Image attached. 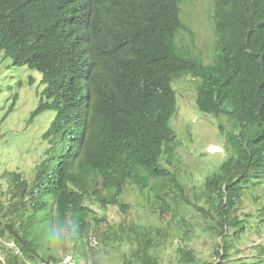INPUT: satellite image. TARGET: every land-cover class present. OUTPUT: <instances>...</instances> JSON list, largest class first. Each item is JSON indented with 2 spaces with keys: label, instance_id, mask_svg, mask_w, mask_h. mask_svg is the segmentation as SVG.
<instances>
[{
  "label": "trees",
  "instance_id": "obj_1",
  "mask_svg": "<svg viewBox=\"0 0 264 264\" xmlns=\"http://www.w3.org/2000/svg\"><path fill=\"white\" fill-rule=\"evenodd\" d=\"M209 1L215 48L206 64L177 42L186 30L183 0H0V63L11 59L42 75L46 101L33 118L56 112L34 179L13 175L9 201L0 196V237L13 243L0 244V264L86 258L85 241L102 221L94 207L127 213L130 188L158 222L171 216L177 226L109 228V241L135 246L123 264H163L169 236L188 243L198 228L222 240L218 264L264 263V245L240 256L249 220L237 216L247 190L264 179V0ZM185 76L199 82L202 112L233 121L226 136L230 156L191 189L162 164L175 158L174 84ZM189 212L200 217L198 228L192 229ZM252 216L264 225V206ZM49 228L72 244L66 256L48 247ZM41 230L51 235L46 247ZM185 247L175 250L176 264H201Z\"/></svg>",
  "mask_w": 264,
  "mask_h": 264
},
{
  "label": "rangeland",
  "instance_id": "obj_2",
  "mask_svg": "<svg viewBox=\"0 0 264 264\" xmlns=\"http://www.w3.org/2000/svg\"><path fill=\"white\" fill-rule=\"evenodd\" d=\"M182 8L186 30L180 33L177 42L187 52L199 56L204 63L210 64L215 48L211 22L213 5L209 0H183ZM198 85L199 82L190 76H185L174 84L178 112L170 125L176 134L177 149L171 165L166 161L162 163L176 175L181 184L190 189L204 185L205 180L218 173L230 156L226 136L231 132L233 123L225 116L215 118L199 109ZM45 87L46 84L39 72L28 67L14 66L11 59L1 61L0 196L1 198L4 196L1 202L9 201L8 192L14 185L13 175L20 174L30 183L34 179L37 167L46 159V151L50 145L43 138L54 121L56 112L47 110L33 118V113L46 101L43 94ZM152 184L162 185L161 181H152ZM247 191L237 212V216L249 220L245 224L247 233L240 242L243 250L241 257L253 256L252 248L264 245V225H258L256 218L252 216L264 206V179L259 184L251 185ZM124 200L130 204L127 213H122L118 207H109L105 211L94 207L98 219L102 221L98 223L100 227H97L85 241L86 258L75 256L77 264H87L93 259L99 264H123L125 256L132 252L135 246L120 245L116 239L109 241L112 235L108 232L113 229L120 230L121 223L126 225L139 223L142 230L151 226H164L167 230L177 226L176 220H172L171 216H166L164 221L158 222L149 211L142 208L143 198L137 188L126 191ZM247 215L251 217L247 218ZM187 220L194 229L198 228L201 219L197 214L189 212ZM111 227L113 229H109ZM49 230L54 233V237L53 244L48 247L59 256H66L65 249L72 248V244L60 239L56 229ZM41 232L42 230L38 233L40 242L46 247L51 235ZM63 235L68 236L66 232H63ZM192 235L193 238L188 243L181 237L169 236V241L165 242V250L160 254V262L176 264L175 250L181 245L197 252L201 264H218L220 260L216 249L222 240L203 233L199 228L195 229V234ZM234 254L236 257L233 258L236 259L238 256L236 251Z\"/></svg>",
  "mask_w": 264,
  "mask_h": 264
},
{
  "label": "built area",
  "instance_id": "obj_3",
  "mask_svg": "<svg viewBox=\"0 0 264 264\" xmlns=\"http://www.w3.org/2000/svg\"><path fill=\"white\" fill-rule=\"evenodd\" d=\"M0 244H6L10 247H13V243H6L1 237H0ZM57 264H77V262L74 257L69 256L66 259H64L62 262Z\"/></svg>",
  "mask_w": 264,
  "mask_h": 264
},
{
  "label": "clouds",
  "instance_id": "obj_4",
  "mask_svg": "<svg viewBox=\"0 0 264 264\" xmlns=\"http://www.w3.org/2000/svg\"><path fill=\"white\" fill-rule=\"evenodd\" d=\"M213 151H214V149H213ZM76 260V259H75ZM77 262V261H76Z\"/></svg>",
  "mask_w": 264,
  "mask_h": 264
}]
</instances>
